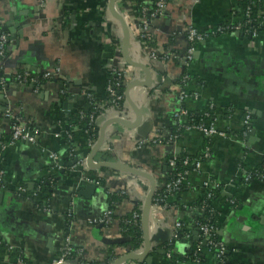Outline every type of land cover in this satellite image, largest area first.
Wrapping results in <instances>:
<instances>
[{
	"label": "crops",
	"instance_id": "obj_1",
	"mask_svg": "<svg viewBox=\"0 0 264 264\" xmlns=\"http://www.w3.org/2000/svg\"><path fill=\"white\" fill-rule=\"evenodd\" d=\"M128 1L145 6L151 2ZM108 2L0 0V29L7 35V54L0 62V78L5 82L0 85V135L10 133L11 119L6 111L20 115L39 130L33 143L18 140L6 150V180L22 185L27 192L49 178L54 179L53 186L60 184L64 188L53 196L51 214L38 211L33 202L16 197L10 190L0 191V264H15L18 256L26 264H50L65 236L90 264H111L110 250L122 255L143 249V241L137 248L116 245L111 249V244L100 240L105 236L102 227L92 223L89 217L109 206L111 193L123 194L124 199L114 207L115 221L109 228L110 234L121 236L118 217L142 204L150 180L122 168H90L85 163L74 169V165H69L75 157L86 159L88 154L82 129L71 127L77 115L89 110L82 91L103 99L113 67H124L128 80L144 77L142 69L123 60L122 27L110 15ZM165 4L161 15L149 19L152 46L159 53L165 51L175 57L165 61L151 59L131 39L130 58L145 64L152 76L149 88L130 90V99L143 111V121L133 129L113 122L93 162L109 161L140 169L153 177L156 188H161L170 171L169 159L184 154L196 156L207 140L194 129L180 131L173 115L179 108H185L188 113L211 111L209 121L229 133L227 138L216 136L207 140L210 155L202 161L200 172L190 175L187 189L150 207L148 257L126 259L119 264H163V256L168 257L164 250L168 243H173L172 264H195L189 256L198 234L195 219L200 214L195 203L200 197L198 187L206 178L221 185L220 199L214 201V209L217 234L230 249V264H264V29L254 38H246L240 31L208 37L196 43L189 60L185 58L189 45L185 27L215 29L225 21H237L245 3L243 0H166ZM258 4L264 11V0H258ZM115 6L119 10L124 7L118 0ZM132 21L129 20L134 25ZM9 28L14 29L13 34ZM54 70L55 75L43 77L44 72ZM17 73L32 75L39 84L23 81ZM182 74L189 76L188 90L198 91V99H180L178 81ZM162 77L163 90L154 96L153 88L161 84ZM125 106L131 110L128 103ZM246 115L253 134L242 133ZM66 131H71L76 154L70 155L66 147ZM96 131L98 136L99 129ZM174 132L179 136L171 140L169 135ZM137 136L144 139L159 136L165 142L138 146ZM50 152L58 155L57 167L50 165ZM101 152L110 154L109 159H100ZM241 169L258 174L262 169V176L245 180ZM82 175L100 184L90 183L94 191L78 196L70 190L79 184L82 189L89 184ZM69 197L73 202H66ZM227 199H233L236 205L226 203ZM176 220L189 229V238L172 237ZM6 243L15 246L12 252L7 251ZM209 256L215 261L212 254Z\"/></svg>",
	"mask_w": 264,
	"mask_h": 264
},
{
	"label": "built area",
	"instance_id": "obj_2",
	"mask_svg": "<svg viewBox=\"0 0 264 264\" xmlns=\"http://www.w3.org/2000/svg\"><path fill=\"white\" fill-rule=\"evenodd\" d=\"M120 3L124 5L123 10L118 8L120 15L124 18L126 25L129 30L130 34V45H132L131 39H134V41L138 44L141 52L145 53L149 58L155 59V58H161L163 61L170 60L172 56L170 53L161 51L159 53L158 48L152 46V42L154 40L153 33L150 28V20L152 18L158 17L162 14L166 4V0H156L155 2H150L149 6L141 5V15L136 16L133 15V11L135 10V7L137 5H134V1L130 2L128 0H118ZM244 1V8L242 11V16L237 19V21L234 22H228L225 21L224 24L221 26L216 27L215 29H204V30H198L192 25H187L185 27V34L186 39L189 42V45L187 47L185 58L189 59L191 58V55L194 51V47L196 43L216 35H221L224 33H228L229 31H240L246 35H250V38L256 37L259 30L264 29V11L262 8L257 10V15L255 18H252L250 16L251 13V7L258 3V0H243ZM110 13V12H109ZM111 15V14H110ZM147 15V17H146ZM131 16V17H130ZM129 20H133L134 25L129 22ZM253 24L254 29H248L246 25ZM132 27V29H131ZM7 54V35L0 29V62L3 59L4 56ZM128 58H130V52H128ZM124 60V59H123ZM125 62V60H124ZM126 63V62H125ZM127 64V63H126ZM57 71H46L43 74L44 78H50L53 74L55 75ZM110 74L114 76L113 79L108 80L106 82V96L101 99L97 103L90 104V109L86 113H81L79 116L82 118H87L90 124H94L96 129H98L106 120L110 118H119L127 121L128 123L132 124L135 121L134 113L125 106V96L124 92L126 90V86L128 83L132 80H128L125 77V68L124 67H113ZM18 78H20L23 81L31 82L34 84H39V81L37 78L33 77L32 75L28 73H17L16 74ZM163 80L161 79V84H158L157 87L153 88V95L157 96L161 93L163 90ZM189 76L187 74H182L179 81V97L180 99H184L186 97H190L192 99H198L199 98V92L198 91H190L188 90L189 85ZM4 81L2 78H0V85H4ZM122 88L123 93L118 94L117 89ZM133 88L127 89L128 96L130 98V90ZM82 94L91 101L92 95L90 92L82 91ZM131 100V99H130ZM210 107V106H209ZM100 110V113H96V111ZM126 110V111H125ZM7 114H9V118L11 119V125H10V133L9 135H0V191H12L18 198L25 199L27 201L33 202L35 207L38 209V211L44 213V214H51L53 212L52 210V201L49 204L46 200H41L40 197L37 195V190L40 188L38 185L36 190L34 189L31 192H27L25 187L18 184H11L6 180V171H5V152L8 149V147L14 145V143L18 140H25L30 143H33L35 141L36 135L39 132V130L31 124L27 123L20 115L16 116L13 114H10L6 111ZM174 119L177 122L178 128L180 127V131L186 130V129H194L198 131L205 139H211L213 137H222L227 138L228 137V131L220 130L217 128L216 124L213 121H209V119L204 120L203 122L195 123L188 113V111L185 108H179L174 114ZM205 116H208V113L204 114ZM144 116V115H143ZM143 121V118H142ZM244 125L245 129H243L242 133H249L251 131V128L249 127V121H248V115L244 118ZM110 125H107L105 128V136L107 133V129ZM87 132V131H84ZM179 134H173L169 135V138L173 140L174 138H177ZM65 137L67 141H72L73 136L71 134V131L65 132ZM86 137V136H85ZM159 136H156L153 139H144L139 136L136 137V142L138 146H141L145 143H163L164 140L160 139ZM97 139V138H96ZM95 140H92L88 137H86V143L88 152L95 144ZM170 141V140H169ZM104 144V143H103ZM107 149L108 145L105 144ZM67 149L70 150V155L75 153L77 151V148L74 145V142H71L68 144ZM210 147L206 145L202 151L193 157V159H190L188 156H181V163L184 167L181 172H176L172 179H168L161 188H156V192L153 198V205H160V203H164L168 197H170L173 194H176L179 192L183 186H187L189 183V177L192 173L196 174L200 172L201 169V163L203 159H206L209 157V149ZM77 153V152H76ZM75 153V154H76ZM49 159L52 163H54V166L57 167L58 165V155L55 152H50L48 154ZM86 163V159L82 157L81 159L77 160V164L79 166H84ZM168 166L170 167V171L172 169H175L176 166V156H173L168 161ZM241 174L245 178V180L251 179L253 176L261 177L262 173H252L249 171H246L245 169H241ZM81 178L85 182L94 183V184H100V181L91 179L86 175H82ZM199 189L203 190L204 195L206 198H211L213 195V191L219 190L221 188V185L214 179H202L199 187ZM41 189V188H40ZM54 196V193H52V197ZM39 202V203H38ZM141 207H139L140 213H141ZM212 210L216 212L214 209V204H211ZM201 211H203V206ZM199 214L201 213L198 209ZM132 213V219L131 221H126L127 223H136L140 221V213H136L134 211ZM115 210L110 209L109 206L104 210L102 215L98 219L92 220V223H96L103 229V234L105 236L109 237H116L119 235H112L109 232L110 225L115 221ZM67 217H71L70 211L67 212ZM118 221L120 223V219L118 217ZM70 222V220H69ZM183 223L179 220H176L174 222V228L172 231V237L173 238H181L186 237L189 238V233H183L182 232ZM121 230V229H120ZM198 234H197V245L195 254L192 256V261L197 264L198 258L196 256V253L198 255L203 254L205 251H208L211 253L214 257V260L216 264H222L224 262V255L230 251L229 246L227 243H225L223 240L219 239L218 241H215L212 239V233L216 230L213 229L212 226L204 223L198 226L197 228ZM217 232V230H216ZM6 249L8 252H12V250L15 248V246L11 243H6ZM142 251V250H141ZM141 251H127V252H134L139 253ZM126 253V252H125ZM119 255L112 256V261L116 259ZM167 256L170 257V250L167 251ZM74 257V258H73ZM79 257V258H78ZM109 261V260H108ZM90 264L86 261H84L81 258V252L76 251V249L70 245L67 236H65V241L61 247H59L58 251L56 252L53 260L50 264ZM108 263V262H107ZM15 264H26L21 256H18L15 260Z\"/></svg>",
	"mask_w": 264,
	"mask_h": 264
},
{
	"label": "trees",
	"instance_id": "obj_3",
	"mask_svg": "<svg viewBox=\"0 0 264 264\" xmlns=\"http://www.w3.org/2000/svg\"><path fill=\"white\" fill-rule=\"evenodd\" d=\"M152 2H155L156 0H151ZM261 8L260 5L257 3L255 5H253L251 7V13H250V16L252 18H255L256 17V13H257V10ZM141 4H138L136 7H135V10H134V14L136 16H140L141 15ZM246 27L248 29H251L253 30L254 29V26L253 24L251 23L246 25ZM262 30V29H261ZM243 36H245L246 38H250V35H246L243 33ZM114 76L112 74H109L108 77H107V82L108 80H111L113 79ZM178 83L180 84V81H178ZM117 93L118 94H121L123 93V89L122 88H118L117 89ZM100 99L96 98V97H93L92 96V99L91 101L90 100H87L88 104H92V103H97L99 102ZM89 109H90V106H89ZM89 111V110H88ZM91 111V110H90ZM89 111V112H90ZM101 111L98 110L96 111V113H100ZM205 113H208V116H205L204 114ZM189 115H190V118L195 122V123H199V122H203L204 120L208 119V117H212V112L211 111H206V112H199V113H195V112H189ZM75 126H80V128L82 129V133L92 139V140H95L97 138V131H96V127L94 124H90L88 119L87 118H82L80 117L79 115L76 116V118L73 120V123H72V126L71 127H75ZM84 131H87V132H84ZM173 134H179L178 132H174L172 133ZM66 141V139H65ZM205 141V140H204ZM66 145H68L69 143L73 142L72 141H66ZM204 145H208L210 146V143L207 142V140L204 142ZM204 146V147H205ZM204 149V148H203ZM185 156H188L190 159H193L194 156L192 155H188V154H184ZM183 156V155H181ZM181 156H176V166H175V169H172L171 171L168 172V179H172L173 175L176 173V172H181L183 170V166H182V163H181ZM100 159H104V160H108L109 157H110V154H108L107 152H101L100 153ZM205 160V159H203ZM202 160V161H203ZM263 164H264V161H263ZM260 171H262V169H259ZM258 170V171H259ZM246 171H249V172H252V173H255L254 171H250V169H247ZM257 171V172H258ZM259 173H262L260 172ZM53 179V178H52ZM54 180V179H53ZM51 180L50 178L49 179H45L43 180V182H41L39 184L40 188L37 190V195L40 197L41 200H47L48 203L50 204L51 201H52V193H53V185H52V182L54 183V181ZM188 187L187 186H183L182 189H187ZM36 190V189H35ZM200 190V197L198 198V200L196 201L195 205L196 207L200 210V215H198L196 217V224H197V228L198 226H200L201 224H208L210 226L213 227V229L217 230V227H218V220H217V212H215L214 210H212L211 207V204H214V201L220 199V189L219 190H216V191H213V195L211 198H206V196L204 195L203 193V190L199 189ZM124 199V195L123 194H120V193H111L109 195V208L110 209H113L115 206H117L118 204L121 203V201ZM39 203V202H38ZM226 203H231L232 205H236V201H234L233 199H227L226 200ZM141 204L138 203L137 206L134 208V212L136 213H140V210H139V206ZM202 206H203V211H201L202 209ZM120 219V229H121V236L124 237V238H127L128 239V242H124L122 244H120V246H129L131 249L132 248H137L141 245L142 243V233H141V229H140V221L136 222V223H127L126 221H131L132 219V213H128L126 215H123L121 217H119ZM188 228L183 225L182 227V232L183 233H189L188 232ZM216 230L212 233V239L215 240V241H218L220 239L219 235L217 234ZM167 243H165L166 245ZM117 244H113L111 245V249L112 247L116 246ZM196 245H197V242L194 243V246L192 247V249L190 250L189 252V256L190 255H194L195 254V250H196ZM172 246H173V243H168V245H166V247H164V250L165 252H167L168 250H172ZM211 253H209L208 251H205L203 254H200L198 255L196 253V256L198 258V263L197 264H216L215 261L212 260V258L209 256ZM112 258V256L114 255L113 252L110 250V254H109ZM230 251H228V253H226L224 255V262L222 264H230V261H229V256H230ZM74 258V257H73ZM173 258V255L171 257H165L163 256V264H172L171 260ZM190 258L192 259V257L190 256ZM100 264H106L105 263H100Z\"/></svg>",
	"mask_w": 264,
	"mask_h": 264
},
{
	"label": "water",
	"instance_id": "obj_4",
	"mask_svg": "<svg viewBox=\"0 0 264 264\" xmlns=\"http://www.w3.org/2000/svg\"><path fill=\"white\" fill-rule=\"evenodd\" d=\"M109 4H108V11L110 12L111 16L116 19L122 27V31H123V38H122V55H123V59L125 60V62L131 66L134 67H138L140 69H142L143 73H144V77L141 79H134L132 81H130L128 83V85L126 86V90L124 92V96L126 99V103H128L129 107L131 108L132 112L134 113L135 116V121L134 123L130 124L127 121L123 120V119H119V118H110L108 120H106L98 129H99V133L97 136V139L95 141V144L93 145V147L90 149V151L87 154L86 157V165L90 168H94V167H114V168H122L124 170H126L128 173L131 174H135V175H141L144 176L146 178H148L150 180V187L145 195V197L143 198L142 204H141V213H140V229H141V233H142V241H143V249L141 252L139 253H134V252H126L122 255H119L116 259L113 260V262L111 264H119L122 261L126 260V259H139V260H143L144 258L148 257L149 252L151 251V241L149 239V235H148V230H147V220H148V215L150 212V207L153 204V198L156 192V183L155 180L153 179V177L151 175H149L147 172L142 171L140 169H136L133 168L131 166L128 165H124L121 163H112L109 161H99V162H93V158L95 156V154L99 151H101L102 145L104 143V138H105V128L107 125H111L113 122H120L123 125H125L128 129H133V128H137L139 125H141L142 123V117H143V111H141L140 109H138V107H136V105L134 104V102L132 100H130L129 96H128V91L127 89L129 88H134V87H146L149 88L150 86H152V76H151V71L150 69L143 63L139 62H134L133 60H130L128 58V52H129V48H130V34H129V30L128 27L126 25V22L124 20V18L120 15L119 10L116 8L115 6V2L117 0H108ZM3 30H5V27L3 28ZM9 30L11 31V33H14V29L9 28ZM14 38V37H13ZM249 134H253V131L251 130L249 132ZM77 160L78 158L75 157L70 163L69 165H74V169L77 168L78 164H77ZM59 164L63 165L64 163L59 162ZM66 164V163H65ZM50 165H54V163H51ZM62 171V169H61ZM70 175V174H69ZM79 178V177H78ZM59 177L56 179L58 180ZM59 182V181H58ZM60 184H56L55 186H53V193L54 195H59L60 194V190H64V188L62 186H59ZM95 187L92 184H88L86 183V185H84L83 189H82V184H79L78 186H76V189L73 188L71 189V193H77L78 196H82V195H86L87 193H90L92 191H94ZM62 194V193H61ZM73 202V198L69 197L67 199V203L68 202ZM54 202V199L52 201V204ZM75 204V203H74ZM106 209V208H105ZM104 209V210H105ZM104 210L94 216H90L89 220H94V219H98L102 213L104 212ZM100 240H102L103 242H107L111 245H120L122 243H124L125 241H127V238H124L122 236H116V237H105L102 236L100 237ZM171 242H173L172 239H170ZM164 252V251H162ZM62 264H67V263H62Z\"/></svg>",
	"mask_w": 264,
	"mask_h": 264
},
{
	"label": "rangeland",
	"instance_id": "obj_5",
	"mask_svg": "<svg viewBox=\"0 0 264 264\" xmlns=\"http://www.w3.org/2000/svg\"><path fill=\"white\" fill-rule=\"evenodd\" d=\"M125 111H126V110H125ZM106 264H110V262H108V263L106 262Z\"/></svg>",
	"mask_w": 264,
	"mask_h": 264
}]
</instances>
